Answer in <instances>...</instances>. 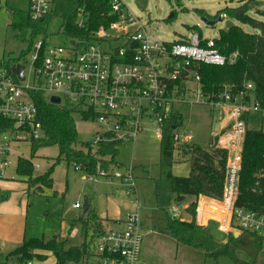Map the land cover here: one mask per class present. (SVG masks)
I'll return each instance as SVG.
<instances>
[{
    "label": "built area",
    "instance_id": "obj_1",
    "mask_svg": "<svg viewBox=\"0 0 264 264\" xmlns=\"http://www.w3.org/2000/svg\"><path fill=\"white\" fill-rule=\"evenodd\" d=\"M54 1L29 0L32 18L47 16ZM108 7L94 31L97 43L78 45L70 40L65 47L41 36L10 69L0 61V191L3 183L11 181L10 169L18 170L19 160L25 159L15 156L19 149L43 137L34 92L46 93L51 104V98L58 97V106L99 122L103 128L93 145L112 141L108 135L132 141L145 130V123L155 126L161 140L165 122L172 114L179 115L176 104L202 103L217 118L219 130L213 144L227 151V165L223 197H199L196 222L206 226L215 220L223 233L249 231L264 238V214L237 205L247 129L257 126L264 131V104L256 98L254 85L246 83L238 91L229 85L213 93L204 91L201 76L192 67L227 63L215 48V39L194 32L168 41L150 33L149 21L134 13L125 0H109ZM76 15L78 28L88 29L90 15L85 8L79 7ZM17 64L25 67L23 81L11 70ZM178 127L174 126L176 145L193 143V135L179 134ZM75 169H82L81 164H75ZM114 173L135 206L118 223L121 228L98 237L92 264H139L142 213L134 170L125 167ZM80 207L79 202L74 204ZM170 212L171 218L179 219L178 206L172 205ZM262 256L264 264V247Z\"/></svg>",
    "mask_w": 264,
    "mask_h": 264
},
{
    "label": "rangeland",
    "instance_id": "obj_2",
    "mask_svg": "<svg viewBox=\"0 0 264 264\" xmlns=\"http://www.w3.org/2000/svg\"><path fill=\"white\" fill-rule=\"evenodd\" d=\"M125 2L144 21H149L150 33L168 41L189 37L194 32L199 33L204 39H218L220 31L230 24L238 25L249 33H258L250 26L243 25L222 13L226 8L247 10L253 18L264 22V0H125ZM28 3L29 0H0V60L14 62L27 46L18 38L12 23L13 14L24 13L28 9ZM171 13L173 17L169 18ZM204 18H208L213 24H207ZM60 31L61 22L52 19L47 29L48 36L52 38L54 44L68 47L70 40ZM191 86L196 87V84ZM174 108L181 119L177 132L181 135H193L194 141L177 146L174 153L176 162L172 170L176 176H188L191 163L184 158L190 157L191 146L209 147L213 135L219 130V124L205 104L179 103ZM73 116L80 141L92 142L102 131L103 126L96 120H85L80 112L74 113ZM145 126V130L134 140L123 142L120 153L115 158V163L122 167H132L136 178L143 232L139 264H237L229 256H220L216 259L206 255L202 249L188 245L178 246L172 239L159 234L152 227L156 206L153 179L160 174L158 165L160 140L156 137L154 125L145 123ZM31 148V143H27L15 156L32 161L35 175L32 179H35L56 163L59 150L56 146L40 147L33 155ZM93 153L96 151L93 150ZM105 160L108 161L109 157L106 156ZM75 163L69 164L62 160L55 166L51 188L34 186L28 192H26L28 183L25 182L27 178L17 173L15 166L10 169L11 181L5 182L4 186L1 185L8 190V199L3 200L4 197H0V264H20L19 256H11L10 253L15 251L24 239L48 240L54 236L56 242H65L64 248L79 246L84 241L89 242L92 239L93 255L87 261V264H92L98 238L92 230H89L85 238L82 224L74 222L84 214L85 197L89 200L90 209L95 210V213L105 220L108 230L121 228L118 223H121L129 210L135 206L134 202L125 196L121 181L115 177L114 172L123 169L116 168V165L104 167L99 176L88 178L83 168L75 169ZM1 193L4 195L6 192L2 189ZM78 202L82 206L74 208V204ZM185 203L187 202L173 204L179 207V220L183 221L190 220V214L186 210L189 205L182 208ZM124 215L123 220L118 219ZM219 223L211 220L202 227L207 230L212 241L223 244L234 233H223ZM37 254L48 256L52 261H46V257L43 260L44 258L34 256L31 260L33 264H54L56 255L51 251H37ZM236 256L242 261L252 262L251 257L244 251H238ZM262 261L263 256L260 253L256 264H262Z\"/></svg>",
    "mask_w": 264,
    "mask_h": 264
},
{
    "label": "trees",
    "instance_id": "obj_3",
    "mask_svg": "<svg viewBox=\"0 0 264 264\" xmlns=\"http://www.w3.org/2000/svg\"><path fill=\"white\" fill-rule=\"evenodd\" d=\"M108 2L109 0H55L53 10L42 21L32 18L28 3V9L24 13L13 14L12 27L18 38L27 45L14 62L20 61L31 51L37 38L43 35L50 37L47 29L52 19H58L61 22L60 32L67 39L76 41L78 45L97 43L94 31L105 19L103 13L109 10ZM79 7H84L90 15L88 29L78 28L76 11ZM222 13L243 25L250 26L258 33L246 32L238 25H228L220 31V37L215 39V48L226 56L227 63L221 66L197 64L192 68L200 74L204 91L213 93L226 85L238 91L246 83H252L256 98L264 104V22L253 18L247 10L241 11V8H226ZM0 61L7 69H10L14 63ZM33 96L44 133L43 138L33 142L32 154L34 155L40 147L56 146L59 155L56 163L35 179H32L34 173L32 161L19 160L17 173L27 178L26 192L34 186L51 188L55 166L62 160L69 164L84 163L86 167L83 171L88 178L99 176V172H102L104 167L116 165V168H125L115 163V158L119 155L123 144L122 139L108 135L112 141L97 145L80 141L73 116L75 109L51 104L47 94L42 91L34 92ZM84 115V119L87 120L88 115ZM253 118V121H257L255 117ZM180 124L181 119L177 114H172L164 124L158 164L160 174L153 179L156 206L152 227L159 234L172 239L178 246L188 245L202 249L206 255L216 259L220 256H229L237 264H256L258 255L263 253L264 238L262 236L245 231L239 236L231 234L225 243L217 244L210 239L207 230L197 224L196 211L199 197L214 199L223 197L227 151L216 148L214 144L206 148L193 145L188 158L191 163L189 175H174L172 170L176 162L174 153L178 146L174 142V126ZM93 150L96 151V155ZM106 156L109 157L108 161L105 160ZM189 198L191 200L186 210L190 214V220L172 219L168 213L170 206L183 204ZM237 205L264 214V131L257 126L247 129ZM104 221L95 213V210L89 208L86 214L74 222L82 224L85 238L89 230H92L98 238L109 231ZM64 246L65 242H56L55 236L48 240L45 238L24 239L10 255L19 256L20 264H26L34 256L44 258L43 260L47 258L37 254V251H51L54 255L57 253L56 264H87L90 256L93 255L92 239L89 242L84 241L79 246L69 248ZM240 250L251 257V263L237 258L236 253Z\"/></svg>",
    "mask_w": 264,
    "mask_h": 264
},
{
    "label": "water",
    "instance_id": "obj_4",
    "mask_svg": "<svg viewBox=\"0 0 264 264\" xmlns=\"http://www.w3.org/2000/svg\"><path fill=\"white\" fill-rule=\"evenodd\" d=\"M166 1H170V0H166ZM173 17V13H171L169 15V18H172ZM43 19H40V21H42ZM204 21L207 23V24H213V22L209 21L208 18H204ZM12 72L14 74H16L20 80H25V76H24V70H25V67L23 65H20V64H17V65H13L12 68H11ZM51 102L55 105H58L60 103V99L58 97H52L51 98ZM82 168L85 169L86 165L84 163L81 164ZM84 214H86L90 208V204H89V200L87 197H85V201H84ZM235 236H238V235H235ZM57 256V253L55 254Z\"/></svg>",
    "mask_w": 264,
    "mask_h": 264
},
{
    "label": "crops",
    "instance_id": "obj_5",
    "mask_svg": "<svg viewBox=\"0 0 264 264\" xmlns=\"http://www.w3.org/2000/svg\"><path fill=\"white\" fill-rule=\"evenodd\" d=\"M213 136H214V135H213ZM214 140H215V139H214V137H213V140H212L211 144H213ZM205 148H206V147H205ZM184 159H187V160H188V158H184ZM184 159H183V160H184ZM184 161H185V160H184ZM189 173H190V172H189ZM7 183H8V182H7ZM7 183H6V184H7ZM3 186H4V183H3ZM3 191L6 192V193H4V195H2V193H1V191H0V197L2 198V196H3V197H4L3 200H6V199H8V198H7V197H8V195H7L8 190H6V188L3 187ZM190 200H191L190 198H189V200L187 199V200H186L187 203H185V205H184L182 208H186V207L189 205ZM81 206H82V205H81ZM131 210H132V209H131ZM131 210H129V211H131ZM129 211H128V212H129ZM128 212H127V213H128ZM127 213H126V214H127ZM124 217H125V215H124L122 218H118V219L123 220ZM48 260H51V261H52V259H50V257L47 256L46 261H48ZM53 262H54V264H56V257H55V259L53 260Z\"/></svg>",
    "mask_w": 264,
    "mask_h": 264
},
{
    "label": "bare ground",
    "instance_id": "obj_6",
    "mask_svg": "<svg viewBox=\"0 0 264 264\" xmlns=\"http://www.w3.org/2000/svg\"><path fill=\"white\" fill-rule=\"evenodd\" d=\"M214 139H215V137H214Z\"/></svg>",
    "mask_w": 264,
    "mask_h": 264
}]
</instances>
